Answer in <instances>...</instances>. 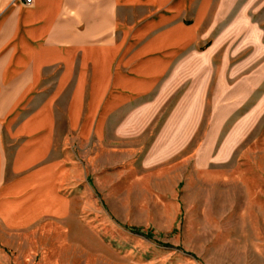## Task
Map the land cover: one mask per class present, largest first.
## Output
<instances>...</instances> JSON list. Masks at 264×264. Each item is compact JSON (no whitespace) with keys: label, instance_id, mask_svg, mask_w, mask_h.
<instances>
[{"label":"rangeland","instance_id":"374dc122","mask_svg":"<svg viewBox=\"0 0 264 264\" xmlns=\"http://www.w3.org/2000/svg\"><path fill=\"white\" fill-rule=\"evenodd\" d=\"M165 66L73 154L71 214L0 234V264H264V0H213Z\"/></svg>","mask_w":264,"mask_h":264},{"label":"crops","instance_id":"0c3cea01","mask_svg":"<svg viewBox=\"0 0 264 264\" xmlns=\"http://www.w3.org/2000/svg\"><path fill=\"white\" fill-rule=\"evenodd\" d=\"M212 2L0 0V234L71 214L73 154L130 126Z\"/></svg>","mask_w":264,"mask_h":264},{"label":"built area","instance_id":"2783aa9c","mask_svg":"<svg viewBox=\"0 0 264 264\" xmlns=\"http://www.w3.org/2000/svg\"><path fill=\"white\" fill-rule=\"evenodd\" d=\"M31 2V0H25V3L29 4Z\"/></svg>","mask_w":264,"mask_h":264}]
</instances>
